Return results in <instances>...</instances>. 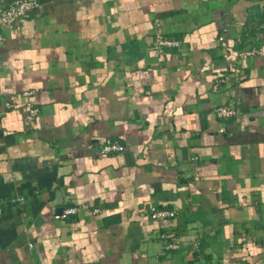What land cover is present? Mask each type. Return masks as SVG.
Returning a JSON list of instances; mask_svg holds the SVG:
<instances>
[{
  "label": "crops",
  "instance_id": "1",
  "mask_svg": "<svg viewBox=\"0 0 264 264\" xmlns=\"http://www.w3.org/2000/svg\"><path fill=\"white\" fill-rule=\"evenodd\" d=\"M38 1L0 23V264H264V0Z\"/></svg>",
  "mask_w": 264,
  "mask_h": 264
},
{
  "label": "built area",
  "instance_id": "2",
  "mask_svg": "<svg viewBox=\"0 0 264 264\" xmlns=\"http://www.w3.org/2000/svg\"><path fill=\"white\" fill-rule=\"evenodd\" d=\"M40 3L38 0H11L6 4L0 11V23L4 27H9L20 22L23 18L30 16L35 10L38 9ZM261 29L264 30V19L260 24ZM1 39V36H0ZM156 44L161 47H176L180 45V41L167 38L161 34L156 37ZM260 53V49L253 48L242 54L243 57L254 56ZM239 78V77H238ZM230 75H222L214 84V88L217 89L220 84L229 82L231 80ZM29 92L25 93L27 96ZM30 108L28 118L30 120L34 119L38 110L27 102ZM16 107V104L11 101H0V117H2L7 111L12 110ZM239 112L238 106L233 104L219 105L215 108L216 115L223 120H227L235 116ZM102 152L106 154L118 153L125 149L122 142L117 138H111L106 140L102 145ZM2 207L0 205V214L2 213ZM78 212L77 207H68L55 214L57 219H65L69 216L76 214ZM176 215L174 210H168L165 208H152L150 212V217L155 220H164L167 218H172Z\"/></svg>",
  "mask_w": 264,
  "mask_h": 264
}]
</instances>
